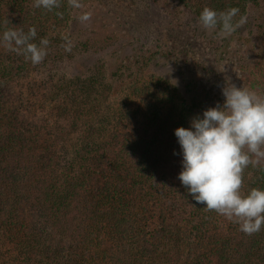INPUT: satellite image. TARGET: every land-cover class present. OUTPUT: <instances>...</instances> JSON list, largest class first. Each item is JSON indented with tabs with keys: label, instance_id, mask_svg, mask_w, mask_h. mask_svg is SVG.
<instances>
[{
	"label": "trees",
	"instance_id": "obj_1",
	"mask_svg": "<svg viewBox=\"0 0 264 264\" xmlns=\"http://www.w3.org/2000/svg\"><path fill=\"white\" fill-rule=\"evenodd\" d=\"M67 1L48 11L34 7V0H0V264H264V229L244 234L197 203L179 180L183 156L175 129L190 127L217 105L201 81L181 70L167 73L183 84L181 100L167 79L138 78L129 86L133 104L124 93L108 104L113 82L126 71H142L140 60L164 68L170 49L141 46L130 54L129 37L112 32L95 48L105 55L92 64L79 57L72 77L53 68L46 79L33 78L41 67L58 69L95 46V38L89 45L60 31L67 26ZM177 2L198 18L206 6L238 10L233 24L244 23L211 46L228 47L246 32L256 50L242 67L249 70L248 83L264 94V0ZM33 27L35 43L49 40L37 65L2 41L6 28L26 34ZM215 30L214 36L222 34L219 26ZM174 39L199 46L178 32ZM186 53L196 61L194 51ZM48 100L58 103L39 114ZM252 187L264 189V163L244 171L243 189Z\"/></svg>",
	"mask_w": 264,
	"mask_h": 264
},
{
	"label": "clouds",
	"instance_id": "obj_2",
	"mask_svg": "<svg viewBox=\"0 0 264 264\" xmlns=\"http://www.w3.org/2000/svg\"><path fill=\"white\" fill-rule=\"evenodd\" d=\"M69 4L82 6L78 0H69ZM34 7L51 11L60 7V0H34ZM237 11L217 12L206 6L199 23L207 30L219 26L222 34L230 35L244 23L233 24ZM79 19L87 21L90 14ZM36 35L35 27L26 34L22 29L6 28L2 41L8 50L37 65L47 55L49 40L44 37L37 44ZM65 50L71 51L70 42ZM223 95L222 105L204 110L202 117L191 120L190 127L175 129L183 156L179 180L197 203L238 224L241 232L251 236L264 229V189L244 191L243 174L250 165L264 163V94L227 82Z\"/></svg>",
	"mask_w": 264,
	"mask_h": 264
},
{
	"label": "rangeland",
	"instance_id": "obj_3",
	"mask_svg": "<svg viewBox=\"0 0 264 264\" xmlns=\"http://www.w3.org/2000/svg\"><path fill=\"white\" fill-rule=\"evenodd\" d=\"M67 2L69 4V0ZM78 3L82 6L68 5L69 13L67 21L65 20L67 26L61 27L60 31L63 35L66 33L71 36L78 34L77 39L80 37L90 41L95 38V46H89V52H82V54L77 55L76 59H69L67 62L59 64L58 69L52 64L48 68L41 67L33 75V78H37L38 81L46 79L47 70H53V68L55 74L58 72V75H65L64 78L72 77L76 70L75 63L79 61V57L85 56L87 63L92 64L97 58L105 55L101 53L102 51L95 50V48H100L99 40L103 37L106 38L112 32L123 31L127 38L129 37L128 40L133 43L130 49H127L130 54L136 52L141 46H144L146 50L162 47L170 49L172 57L164 68L153 66L151 63L145 65L143 60H140L139 64L142 71H135L132 76L129 74L130 71H126L124 76L113 82L112 92L108 99V104L111 106L122 98L123 93L132 96L127 102L130 101L133 104V89H129V86L138 78L142 81L146 79L148 82L149 80L156 82L157 79L163 77V81H169L168 84L175 90L174 95L179 94L182 100L185 97L183 84L177 82L176 78L167 75V73L176 72V70L186 72V74L195 76L201 81V89L205 94L210 91L213 97L212 102L216 104H223L222 101L225 100L223 88L227 82H231L237 87L244 86L257 91L253 84L251 86L248 83L249 74L247 73L249 70L242 67L244 64L247 65L252 57L254 58L256 50V47L251 44L253 42L248 43V40L246 41L245 36L248 35L246 32L241 37L240 34L236 35L228 47L217 49L216 47L221 44V38L224 35L217 34L214 36L215 29L203 28L199 23V18L194 13V9L181 6L177 0H78ZM85 14H90V19L81 21L79 18ZM177 32L183 34L184 38L191 39L194 44H199V46H187L184 41L179 43V40L175 42L174 34ZM250 37L254 38V35H250ZM212 41L217 46H211ZM118 42L120 43L119 39L115 40L114 45H117ZM89 45H91V41ZM186 49L195 52L196 61H192L193 53L188 55ZM131 63L132 70H136L137 66L134 65H138V63L135 61ZM126 64H129V61ZM109 68L107 64V75H110ZM26 87L23 85L21 90L26 92ZM146 95L145 93L144 97ZM56 101H44L43 104L46 108H40L39 114L46 116ZM141 106L143 111H146L144 108L146 104L143 101Z\"/></svg>",
	"mask_w": 264,
	"mask_h": 264
}]
</instances>
